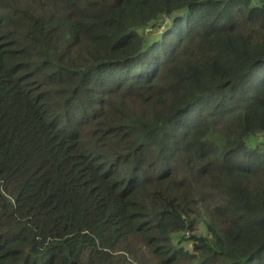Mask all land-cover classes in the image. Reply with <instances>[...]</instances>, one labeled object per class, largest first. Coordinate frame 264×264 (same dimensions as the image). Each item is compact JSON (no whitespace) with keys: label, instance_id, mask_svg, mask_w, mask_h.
Segmentation results:
<instances>
[{"label":"trees","instance_id":"trees-1","mask_svg":"<svg viewBox=\"0 0 264 264\" xmlns=\"http://www.w3.org/2000/svg\"><path fill=\"white\" fill-rule=\"evenodd\" d=\"M0 264H264V0H0Z\"/></svg>","mask_w":264,"mask_h":264},{"label":"rangeland","instance_id":"rangeland-1","mask_svg":"<svg viewBox=\"0 0 264 264\" xmlns=\"http://www.w3.org/2000/svg\"><path fill=\"white\" fill-rule=\"evenodd\" d=\"M253 140H255V139H253ZM252 143H253V141H251Z\"/></svg>","mask_w":264,"mask_h":264},{"label":"clouds","instance_id":"clouds-1","mask_svg":"<svg viewBox=\"0 0 264 264\" xmlns=\"http://www.w3.org/2000/svg\"><path fill=\"white\" fill-rule=\"evenodd\" d=\"M187 236H189V234H187Z\"/></svg>","mask_w":264,"mask_h":264}]
</instances>
